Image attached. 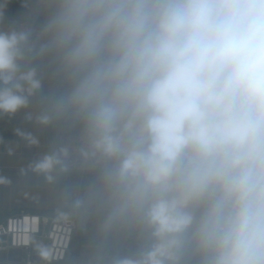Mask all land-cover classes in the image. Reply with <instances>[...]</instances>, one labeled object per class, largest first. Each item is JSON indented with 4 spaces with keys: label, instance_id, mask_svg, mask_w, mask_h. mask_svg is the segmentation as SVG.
<instances>
[{
    "label": "clouds",
    "instance_id": "9594fccd",
    "mask_svg": "<svg viewBox=\"0 0 264 264\" xmlns=\"http://www.w3.org/2000/svg\"><path fill=\"white\" fill-rule=\"evenodd\" d=\"M11 2L0 114L43 89L37 62L53 68L38 121L78 122L150 233L147 261L114 264H264V0H36L10 18Z\"/></svg>",
    "mask_w": 264,
    "mask_h": 264
},
{
    "label": "crops",
    "instance_id": "0c3cea01",
    "mask_svg": "<svg viewBox=\"0 0 264 264\" xmlns=\"http://www.w3.org/2000/svg\"><path fill=\"white\" fill-rule=\"evenodd\" d=\"M35 3L12 0L7 15L16 17L25 11L23 4L34 7ZM36 66L43 89L30 97L26 108L12 115L0 114V177L8 181L0 183V222L20 210L75 218L77 229L71 248L63 261L53 264H114L124 257L147 261L150 233L137 212L124 209L119 190L107 175L113 161L109 160L104 172L81 183L61 173L35 171L38 160L57 151L61 134L82 132L81 125L71 119H53L47 125L38 121L48 109L45 97L59 91L61 83L52 77L53 68L46 62L39 61ZM18 130L30 135L22 136ZM33 245L39 250L45 248L40 238H35ZM0 264L27 263L17 252L0 250Z\"/></svg>",
    "mask_w": 264,
    "mask_h": 264
},
{
    "label": "built area",
    "instance_id": "2783aa9c",
    "mask_svg": "<svg viewBox=\"0 0 264 264\" xmlns=\"http://www.w3.org/2000/svg\"><path fill=\"white\" fill-rule=\"evenodd\" d=\"M8 26L9 21H6L4 27ZM56 149V152L60 149L67 152L61 155V164L52 172L76 178L80 183L108 168L109 160L88 148L82 132L61 134ZM76 229L73 217H50L20 210L0 222V250L16 251L27 264H53L66 258ZM35 238L44 241L43 250L34 248Z\"/></svg>",
    "mask_w": 264,
    "mask_h": 264
},
{
    "label": "water",
    "instance_id": "95a60500",
    "mask_svg": "<svg viewBox=\"0 0 264 264\" xmlns=\"http://www.w3.org/2000/svg\"><path fill=\"white\" fill-rule=\"evenodd\" d=\"M13 252H16V251H14V250H12ZM18 254V253H17Z\"/></svg>",
    "mask_w": 264,
    "mask_h": 264
}]
</instances>
